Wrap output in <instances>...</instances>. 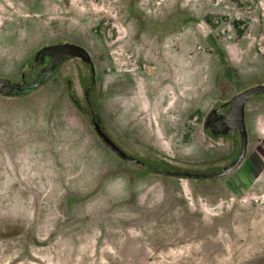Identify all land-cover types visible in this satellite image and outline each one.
<instances>
[{
  "label": "rangeland",
  "instance_id": "obj_1",
  "mask_svg": "<svg viewBox=\"0 0 264 264\" xmlns=\"http://www.w3.org/2000/svg\"><path fill=\"white\" fill-rule=\"evenodd\" d=\"M0 79V264H264V0H0Z\"/></svg>",
  "mask_w": 264,
  "mask_h": 264
},
{
  "label": "water",
  "instance_id": "obj_2",
  "mask_svg": "<svg viewBox=\"0 0 264 264\" xmlns=\"http://www.w3.org/2000/svg\"><path fill=\"white\" fill-rule=\"evenodd\" d=\"M42 53L44 55L50 56V65L41 70L39 77L29 83L26 86L22 85H14V93L19 94L23 92H30L35 88L39 87L44 81L56 70V68L65 62L67 59L71 57H79L82 60L92 63V57L88 50L84 48L82 45L77 43H56L52 45H46L42 48ZM94 74V72H93ZM8 87L3 85V80L0 79V90H2L5 94H8ZM264 92V84L257 85L251 88L244 90L243 92L236 95L233 99V104L228 112V114L222 119L225 124L228 125H238L245 134V120H244V110L245 104L249 97ZM94 127L103 140V142L120 158L124 159L127 162H130L135 165H142L140 159L128 154L124 149H122L102 128L99 122H94ZM246 138L244 144V150L242 155L239 157L236 164H238L245 152ZM235 164V165H236ZM234 165V166H235ZM233 166V167H234ZM232 167V168H233Z\"/></svg>",
  "mask_w": 264,
  "mask_h": 264
},
{
  "label": "trees",
  "instance_id": "obj_3",
  "mask_svg": "<svg viewBox=\"0 0 264 264\" xmlns=\"http://www.w3.org/2000/svg\"><path fill=\"white\" fill-rule=\"evenodd\" d=\"M235 1H239V0H235ZM236 23H238V24H239V21H236Z\"/></svg>",
  "mask_w": 264,
  "mask_h": 264
}]
</instances>
